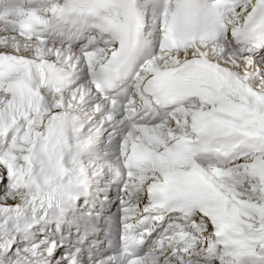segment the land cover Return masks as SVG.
Returning a JSON list of instances; mask_svg holds the SVG:
<instances>
[{"label": "snow or ice", "instance_id": "obj_1", "mask_svg": "<svg viewBox=\"0 0 264 264\" xmlns=\"http://www.w3.org/2000/svg\"><path fill=\"white\" fill-rule=\"evenodd\" d=\"M105 175L95 264H264V0H0V264H85Z\"/></svg>", "mask_w": 264, "mask_h": 264}]
</instances>
